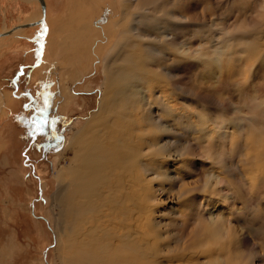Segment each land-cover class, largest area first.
Instances as JSON below:
<instances>
[{"label":"rangeland","instance_id":"rangeland-1","mask_svg":"<svg viewBox=\"0 0 264 264\" xmlns=\"http://www.w3.org/2000/svg\"><path fill=\"white\" fill-rule=\"evenodd\" d=\"M160 1L159 27L136 23L156 40H143L137 55L164 77L145 78L146 113L135 123L143 138L137 182L151 183L148 192L158 201L146 228L137 221L144 233L157 226L159 255L151 264H228L236 254L233 264H264V165L248 174L259 167L256 141L264 139V0ZM46 3L48 26H24L0 39V264H71L58 242L65 207L58 205L56 174L76 154L75 137L98 110L106 88L103 62L122 20L121 0ZM33 7L32 0H0V31L32 22ZM83 50L88 60L80 59ZM44 99L47 115L57 118L55 130L35 133L30 121ZM147 166V173L140 170ZM183 189L194 191L178 198ZM137 193L146 205L144 191ZM111 243L115 253L98 254L88 242V263L98 264L103 254L110 264H145L141 254Z\"/></svg>","mask_w":264,"mask_h":264},{"label":"bare ground","instance_id":"bare-ground-1","mask_svg":"<svg viewBox=\"0 0 264 264\" xmlns=\"http://www.w3.org/2000/svg\"><path fill=\"white\" fill-rule=\"evenodd\" d=\"M160 2V0H121L123 14L121 16L122 20L119 23L117 22L119 35L117 36L118 38L114 46L108 52L109 55L103 62L104 73L106 75V88L103 90L98 110L92 114L91 118L84 125V128L75 137L74 143L77 147L76 154L68 164H62L61 168L57 171L56 177L61 184L58 205L60 207H65V212L62 214L63 232L58 242L61 243L65 261H69L71 264H82L84 259H87L85 264H89L88 261H91L89 257L93 254V250L88 247V242L92 247L98 248V250H95L98 254L115 253L116 245L111 243L113 239L118 243V246L122 245L121 247L126 251L135 252L138 256L141 254L140 256H142L145 264H151L158 258L159 254L157 255L155 252L157 247L155 246L156 244L153 243L156 234L153 232V229L157 228V226L152 227L153 229L151 228L147 233H144L142 229H138L137 225V221L141 219L143 223L141 226H145L144 228L147 227L148 220L145 221L147 212H150V206H155L158 201L155 199L156 197L154 195H151L152 193L148 192L149 185L147 186V184L149 182L147 184L145 180L144 184L137 182L139 178V174H136L139 172L137 170L138 164L143 158L142 152L140 153L137 147H140L138 144L141 140L143 141V138L139 135V131L137 132L135 123L141 111L142 115L146 113V110H142V105L145 102V100H142L144 98L143 90L145 78L146 81H148V78L151 79L149 76H156L155 78L152 77V79L157 80L164 78L162 76V71H156L157 69L155 70V67H153L154 65L149 63L151 60L147 62L142 56V52L141 56H138L136 52L137 45L139 44L140 47H142L143 40L149 45L156 41L152 33H149L150 35L144 33L143 29L139 28L136 23L153 22L156 27H159L161 19ZM44 4V10L38 4V8H36L38 11L32 23L28 25H18L6 32H1L0 39L3 37L2 35L10 34L14 31L19 34L22 29L20 27L33 26L47 22L45 0ZM39 8L42 9L43 20L34 21L40 14ZM133 15H135L134 19L132 18ZM133 20L135 21L134 25L132 24ZM261 39L260 36L259 40ZM262 40L264 41V38ZM150 51L151 50L148 48L146 53L147 56L151 55ZM88 53L87 50H83V55H81L82 58L80 57V59H82V61L88 60ZM251 53L252 55L254 54L253 51ZM125 56L127 57L126 60H128L127 63H125ZM250 58H252V56H250ZM152 61H154V59H152ZM261 63L262 62L259 61V64ZM251 71L253 72V70ZM66 72V77L73 78L74 74L72 70H66ZM138 73H141V76L137 79ZM249 80L250 78L247 81ZM166 88L168 89V87ZM2 94L3 92L0 89V95ZM3 95L2 97L5 99ZM69 98H72V95H69ZM256 144L259 147V151L255 154V159L259 167L257 168L256 166V171H250L248 173L249 176L257 172L260 169V165H264V139L256 141ZM153 150L151 152H153ZM152 154L154 155V153ZM148 155V157H152V155ZM248 155H250L249 152L247 153V156ZM145 169L146 170L140 168L142 171H149V167ZM263 176L264 173L260 175V178L264 179ZM129 179L132 181L128 183L127 180ZM147 180L149 179H146V181ZM149 184L151 185V183ZM128 189L131 191H125ZM191 190L194 191V189ZM191 190L187 191L183 189L182 193L184 194H179L178 198L188 195L191 193ZM139 191H144L142 199L146 202V205L144 202H141V194L137 193ZM141 209H143V211L145 210V213H143ZM199 222L200 221L197 220L196 224H199ZM119 223L120 226H116ZM149 225L153 226L151 223ZM228 235L231 236L232 232H228ZM189 241L191 240L189 239ZM229 244H231V242H229ZM225 256L226 254H224V257ZM229 256L232 257L230 254ZM239 256L240 254H236L233 257L234 259L228 261V264H233V262L237 263L238 261L234 260ZM101 257L98 264L111 263L106 261L107 256L105 257L102 254ZM103 257H105V259H103ZM213 257H215V253ZM136 258L138 259L139 257ZM91 259L93 260V258ZM74 260L75 262H73ZM248 261L249 260L246 259L243 262L247 264ZM136 263L138 264L139 262Z\"/></svg>","mask_w":264,"mask_h":264},{"label":"snow or ice","instance_id":"snow-or-ice-1","mask_svg":"<svg viewBox=\"0 0 264 264\" xmlns=\"http://www.w3.org/2000/svg\"><path fill=\"white\" fill-rule=\"evenodd\" d=\"M106 22V19H105ZM46 31V27H42V31L41 33L38 34V36L43 35V32ZM41 44V48L43 47V43L42 40L40 41ZM50 107V105L48 104L47 99H44L43 104L42 105H38L35 109L36 115L34 116V118L30 121V123L33 125L32 128V132L35 133H44L45 129H49L52 130L54 132V125L56 123V119L57 118H50L47 115L48 112V108ZM32 132H30V135L32 134ZM170 139L169 137H164L162 138L163 140H167Z\"/></svg>","mask_w":264,"mask_h":264},{"label":"flooded vegetation","instance_id":"flooded-vegetation-1","mask_svg":"<svg viewBox=\"0 0 264 264\" xmlns=\"http://www.w3.org/2000/svg\"><path fill=\"white\" fill-rule=\"evenodd\" d=\"M32 2L34 3V7H33V12H34V10L36 9V8H38V4H40L41 5V3H40V1L39 0H32ZM45 2H46V0H45ZM42 7V6H41ZM46 8H47V12H46V19H48V6H47V3H46ZM48 23V22H47ZM47 23L45 22V23H42L44 26H48L47 25ZM18 24V23H17ZM17 24H15L13 27H15V26H18ZM42 24H40V25H42ZM38 26H39V24H37ZM37 25H33L32 27H37ZM13 27H11V28H13ZM40 27V26H39ZM38 27V28H39ZM11 28H6V30H3V31H0V33L1 32H6V31H8V30H10ZM20 28H23V27H20ZM15 32V31H14ZM14 32H12V33H14ZM23 32V31H22ZM11 34V33H10ZM10 34H6V35H2V36H8V35H10ZM20 36V35H19ZM2 90V89H1ZM5 104V103H4Z\"/></svg>","mask_w":264,"mask_h":264},{"label":"water","instance_id":"water-1","mask_svg":"<svg viewBox=\"0 0 264 264\" xmlns=\"http://www.w3.org/2000/svg\"><path fill=\"white\" fill-rule=\"evenodd\" d=\"M40 3H41V6H42V9L44 10V6H45L44 0H40ZM39 20H43V15H41ZM29 23H32V22L31 21H26V22L19 23L17 25H28Z\"/></svg>","mask_w":264,"mask_h":264}]
</instances>
